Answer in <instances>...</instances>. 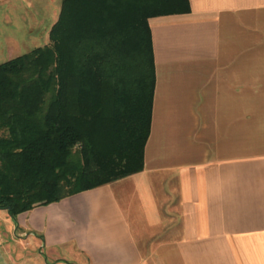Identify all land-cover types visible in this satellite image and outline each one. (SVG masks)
<instances>
[{
  "label": "crops",
  "instance_id": "obj_1",
  "mask_svg": "<svg viewBox=\"0 0 264 264\" xmlns=\"http://www.w3.org/2000/svg\"><path fill=\"white\" fill-rule=\"evenodd\" d=\"M189 1L150 20L144 170L0 210V264H264V0Z\"/></svg>",
  "mask_w": 264,
  "mask_h": 264
},
{
  "label": "trees",
  "instance_id": "obj_2",
  "mask_svg": "<svg viewBox=\"0 0 264 264\" xmlns=\"http://www.w3.org/2000/svg\"><path fill=\"white\" fill-rule=\"evenodd\" d=\"M190 12L189 0H63L49 43L0 65V210L16 219L144 170L149 20Z\"/></svg>",
  "mask_w": 264,
  "mask_h": 264
},
{
  "label": "rangeland",
  "instance_id": "obj_3",
  "mask_svg": "<svg viewBox=\"0 0 264 264\" xmlns=\"http://www.w3.org/2000/svg\"><path fill=\"white\" fill-rule=\"evenodd\" d=\"M57 4L50 0H0V65L49 43Z\"/></svg>",
  "mask_w": 264,
  "mask_h": 264
}]
</instances>
